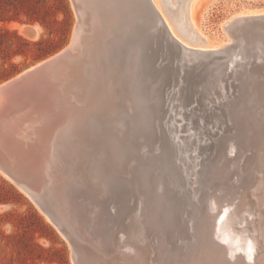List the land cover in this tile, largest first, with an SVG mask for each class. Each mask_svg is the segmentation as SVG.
<instances>
[{
	"label": "water",
	"instance_id": "obj_1",
	"mask_svg": "<svg viewBox=\"0 0 264 264\" xmlns=\"http://www.w3.org/2000/svg\"><path fill=\"white\" fill-rule=\"evenodd\" d=\"M70 2L76 22L68 44L0 83V171L26 191L64 235L74 264H264L260 245L264 241L258 232L254 234L259 240L247 249L252 255L244 256L241 249L229 251L216 234L218 210L209 200L212 191L186 202L187 210L181 192L165 184V172L156 177L165 206L158 209L154 202L160 194L150 191L137 204L144 214L138 217L141 224L132 222L136 215L125 221L129 207L137 202L132 190L144 188L142 183L149 184L153 176L145 168L149 164L145 156L135 170L139 182L118 172L124 158L143 143L151 148L159 141L161 147L181 151V142L171 135L182 124L166 115L170 102L178 100L187 111L184 130L202 135L206 142L199 150V161L208 166L205 182L225 143L221 163L230 161L240 172L230 183H213L223 185L215 201L224 193L228 196L220 203L232 197L236 205L243 197L249 201L242 176L250 179L253 163L264 158L263 146L251 147L264 143V13L237 24L235 34L242 40L231 42L234 55L228 62L212 49H201L198 56L186 59L181 53L185 49L169 35L151 1L131 0V11L139 12L143 5L148 13L141 11L122 35L107 41L108 54H121L120 60L106 57L98 77L92 73L97 56L85 40L91 11L85 0ZM24 31L35 34L32 26ZM130 37L136 38L135 44ZM168 44L178 53L168 54ZM98 87L103 103L88 114L85 110ZM110 100L112 108L105 109ZM65 106L73 117L79 116L78 122H57ZM229 134H233L230 140ZM240 148L244 153L235 160L232 155ZM245 154L251 164L244 165ZM164 155L160 159L166 169L176 170L171 155ZM244 205L256 212L249 203ZM93 206L97 209L91 214ZM244 214L248 222L257 220L255 214Z\"/></svg>",
	"mask_w": 264,
	"mask_h": 264
},
{
	"label": "rangeland",
	"instance_id": "obj_2",
	"mask_svg": "<svg viewBox=\"0 0 264 264\" xmlns=\"http://www.w3.org/2000/svg\"><path fill=\"white\" fill-rule=\"evenodd\" d=\"M182 1L177 2V0H172L171 2L170 0V4L172 6L174 5L177 10L182 3L187 2L186 0ZM187 6L188 20H190L199 34L207 38L212 44L224 43L230 39L224 27L227 25L228 21L232 20L231 18L247 12L249 14L264 12V0H189ZM164 10L163 12L166 18L174 28L172 18L169 16V13H166L167 10ZM2 16L13 18L6 22L0 20V28L7 27L15 30L22 40L14 35L8 37V42L4 48H6L8 52L18 48L21 52L13 55L10 54L9 58L6 60H2L0 57V77H6L0 80V83L65 47L72 36L73 27L76 22V14L70 0H0V17ZM27 26H32L36 35L30 36L26 34L24 30ZM174 30L176 31L175 28ZM196 30L194 29L195 32H197ZM176 32L179 34L178 31ZM180 36L182 37V35ZM39 40L43 41L39 43ZM189 44L194 45V47L199 46L191 42H189ZM50 45L56 46L53 52L45 56H37L41 51L40 49H45L50 47ZM239 76L236 77V81L240 80L241 76ZM172 103H174L173 106ZM170 106L169 108L171 110L168 108L166 115L170 113L171 120L172 118H176L175 123L177 125L182 124V127H177V129L180 130L171 135L172 139H176L179 144L181 142V151L178 149L174 152L172 149L161 147L159 141L157 143L155 141L151 148L143 143L141 146L143 147L145 145V149L147 147L148 150H146L148 154L145 152L149 159L147 160L149 162L146 161L149 163V166L146 165L145 167L146 170L150 172V175L153 173L156 174V177L164 174L163 172H165L166 175L171 174L173 169H166L164 162L161 160L163 159V153H165V155H171L170 159L175 162V167H177L176 170L179 169V176L176 180L178 181L177 183H182L185 178L184 175H186L188 179L186 184L182 183L183 188H178V190H180L179 192L184 196L182 197L184 205L186 202L191 203L192 200L199 195L208 194L210 190L212 191V196L217 195V188L223 185L219 183L218 187H215L213 185L214 182L224 181L223 183H230L238 175L235 173L237 170L232 168V163L230 161L221 163L224 160L223 153L227 150L224 148L226 143L223 146L224 152H218L215 164L211 165V171L209 173L210 179L205 182L208 166L206 167V165L199 161L201 158L199 150L202 149V145H205L206 142H203L202 135L189 133L190 129L188 131L184 130L183 127H185L186 122H188L187 116L185 115L187 111L185 112L184 108H181L178 100L170 102ZM181 113H183L186 119L183 118L184 116ZM139 136L143 138L147 135L140 134ZM228 136L230 137H227V139L230 140L233 134H229ZM189 140H193V143H188ZM226 142L228 143L229 141L226 140ZM187 143L189 145L191 144V148L186 149L188 146ZM253 145L254 144H252L251 147L254 149L256 145L254 147ZM152 153L153 155H151ZM242 153H244V149L240 148V150L236 151L232 156H234L236 160L238 157L240 158ZM134 154H137L136 150L129 156V161H132L135 156ZM228 154L227 152L226 155L228 156ZM188 160L189 162H187ZM123 161L125 162L127 159L124 158ZM225 163L227 165L224 166ZM121 165L122 163L119 164V167H121ZM176 170L174 169L173 172ZM262 171L264 172V162L262 163L256 160L253 163L250 181L247 182L248 184H242L241 186L248 190H252ZM92 174H95V172L92 171ZM140 176H142V174ZM159 185L160 183L156 179L153 186H149L147 183L143 186H148L149 192L155 191V193H158L160 190ZM224 194L220 195V198L217 197L218 201L228 196V194ZM148 195V193L145 194V196ZM159 197H161V199H159ZM159 197L157 196L154 203L158 209L159 207L165 206L163 194H160ZM231 199L232 198L229 200ZM235 201L236 199H234V202ZM184 207L188 210V206L185 205ZM253 207L255 208V206ZM96 209V206L91 207V214L96 211ZM248 217H250V215ZM260 245L264 246L262 242H260ZM0 264H74L71 258L70 246L60 231H58L55 225L46 217L38 205L1 171Z\"/></svg>",
	"mask_w": 264,
	"mask_h": 264
},
{
	"label": "bare ground",
	"instance_id": "obj_3",
	"mask_svg": "<svg viewBox=\"0 0 264 264\" xmlns=\"http://www.w3.org/2000/svg\"><path fill=\"white\" fill-rule=\"evenodd\" d=\"M140 1L141 0H138L139 3H140ZM150 1H151V4L153 5V7H155V9H156V11L160 17V21L163 22V24H164L165 28L167 29V32L169 33V35L172 38H174L178 43H180V45L183 47V49H185V50H181V53L184 54V58H186V59L189 58L190 54H191L190 57L198 56V54L202 53L201 49L207 48V49H212L211 52L213 54H215V53L224 54L225 55L224 60H225V62L226 61L228 62L230 60L229 58H232L234 55V51H233L234 47L230 46L231 42L232 43H235V41L237 42L236 39H239L240 41L242 40V35L237 37L235 34L238 31V25L237 24L241 21L246 20V19L254 18V16L256 14H261V13L249 14L247 12V13H242V15L235 16L234 18H231L232 20L228 21L227 25H225V27H224L226 34L228 35V37L230 39L224 43L221 42V43H217V44H212L207 38L202 37L199 34V32L196 30V28L193 27L190 20H188L187 3L189 2V0H186L187 2L182 3V5H180L177 10H176V7H174V5L172 6L170 4V0H161L162 6L165 8V10L161 6L160 0H150ZM180 1H182V0H177V2H180ZM171 2H172V0H171ZM84 4L91 11V20H92L91 24H90V27H91L90 31H88L89 33L86 34L85 40L89 44V46L91 47L93 55L97 56L94 59L96 64H95V66H93L94 68L92 70L93 71L92 73L95 75L98 74V77H100L101 73L103 71L102 70V67H103L102 63H105V64L107 63L106 57H109V59H114L118 63L120 60L119 57L121 55V54L120 55L116 54V52L114 53L113 47H112V52L114 54H112V56H110L108 54L109 49L106 47L107 41H109V40L111 41V40L115 39L118 35H122V33H124L123 31L125 30V26L136 22L137 16L140 13L143 12L144 14H147L148 12L143 11L144 10L143 5L140 7L139 12L136 11L134 13V11H131L133 8V7H131V0H85ZM99 4L101 6H98ZM135 5H136V8L137 7L139 8V6H138L139 4L137 2L135 3ZM96 8H98V10H95ZM163 10L164 11L167 10L166 13H169V16L172 18L174 28L185 39L182 38L179 34H177V32L174 30V28L172 27V25L170 24V22L166 18ZM262 13H264V12H262ZM144 16H145V18L147 17L146 15H144ZM152 21L154 23L153 18H152ZM258 23L259 22L256 21V25ZM194 29L197 32H195ZM135 37L128 38L129 41L132 42L131 43L132 45L135 44V40H136ZM189 42L195 43L196 45H199L198 46L199 48L194 47V45L189 44ZM116 46H115V51H116ZM229 47H231L232 50H230ZM123 50L125 51V46H124ZM189 50L192 52L191 53L188 52ZM167 53L170 55H175L178 52L176 49H173L172 45L168 44V52ZM96 59L100 60V62H97ZM36 64H38V63H36ZM33 66H31V67H33ZM31 67H29V68H31ZM98 89H99V87H98ZM97 93L98 94H96L94 96V98L92 96L91 99L89 100V102H92V104H91V107H89L85 110V112H87L88 114H92L95 111L96 107L99 108L101 106V102L103 103L102 90L101 89L97 90ZM111 104H112V101L108 105L106 104L107 106L105 109H111L112 108V107H110ZM60 111H61V109H60ZM77 117H79V116L75 115L73 117L72 110L69 111V108L66 107V112H63V115L57 119V122L62 123L65 120H67L68 122L76 120V122H78L79 120L77 121V119H76ZM83 117L84 116H82V119H83ZM188 143H193V140H191V141L189 140ZM254 146L255 145H253V147ZM262 146L264 149V143H258V144H256L255 149L260 150V148ZM189 148H191V144L190 145L188 144V146L186 147V149H189ZM224 148H227V146H224ZM146 150H147V147L145 149V145L143 147L140 146L139 148H137V154H134L135 156L133 157L132 161L131 160L129 161L128 160L129 158H128L127 161H129V162H127V161H126L127 163L124 161L122 162V165L120 167L121 171H119V174L121 176H128L129 178L135 179L136 178L135 177V170L137 169L136 166L138 164L142 163L141 162L142 159L145 160L147 158L146 155L148 154L147 153L148 150L147 151ZM145 152L147 154H145ZM256 152L257 151H255V153ZM246 154H247V152H246ZM246 154H245L246 160H244V165L247 163L251 164V162H249V160L247 159L248 157L246 156ZM141 156H143V157H141ZM144 156H145V159H144ZM230 160H232V158ZM261 162L262 163L264 162V158H262ZM252 168H253V166L251 167V172H252ZM172 173H173V171L171 172V174L167 175L168 179H165L164 182H165V184H168V186L173 188V190L179 192L180 190H178V188L179 187L183 188L182 183L186 184V181L188 179L186 178V175H184V177H185L184 180L182 181V183H180L181 182L180 181L179 182L180 184H178L177 183L178 181H176V180L178 178L177 176H179V175L178 174L174 175ZM235 173L238 174L240 172H239V170H237ZM251 174L252 173H250V175ZM4 175L7 176L6 174H4ZM170 175H171V177H170ZM152 176H153L152 179L149 180L150 181L149 186H150V183H151V185H153V183H154L153 181L156 180L157 175L153 173ZM242 177L244 178V181L242 182V184L243 185L248 184L247 182H249L250 179L249 178L246 179V177H249V176H242ZM8 178L10 179V177H8ZM136 180H137V178H136ZM137 184H139L138 186H141L140 183H137ZM143 184L144 183H142V186H143ZM19 188L21 190H23L21 187H19ZM220 189L221 188H217L218 191ZM244 190H248V189L245 188ZM132 191L134 193H136L135 196L137 198V202H136L134 207H131V206H130L131 208L129 207V209H128L129 211L127 212V217H126L125 221H128L130 219L129 217H131L132 215H136L135 218L132 219L133 221L132 220L131 221L133 223L139 221L141 224V219L138 217L141 215H144V214H143V212L139 211L140 209H139V207L137 208V204H139L142 201V199L145 198L144 196L146 193H149L148 186L146 188L144 187V191H143V188L142 189L138 188V191H136V190H132ZM24 192L30 197V195L26 191H24ZM244 194H245V192H244ZM216 196L217 195H215V196L211 195V197L209 198L210 202H212L211 204H213L212 207H215V209L218 210L215 214V219H217L216 234L226 243L229 251L234 253L235 251H238L239 249H241L244 252V256L248 257V256L252 255V252H248L247 249L249 248V246H251V244H252V247H254V245H255L254 239H257V241L259 240L258 239L259 237L256 238L254 231L258 232L260 237L264 241V172L262 171V173L258 176L257 181H256L253 189L249 191V201L246 200L245 197H243V201L238 202V205H236V202H234L235 197H232L231 200H228L225 203H220L218 200L215 201ZM131 197H132V193H131ZM248 203L251 206V208L253 206H255V208L254 207L253 208H254V210H256V212L251 211L249 208H244L245 207L244 204L248 205ZM244 212L251 213V216L255 214L257 216V220L256 221L250 220V222H248L246 220V216H245ZM131 232L133 233L134 236L137 234L139 237L140 236L143 237V233L138 232L139 233L138 234V233H135L133 230H131ZM62 236L64 237V235H62ZM129 252H130V254H132L133 251L131 250ZM135 253H136L135 256L138 257V252H135ZM256 254L258 255V253H256Z\"/></svg>",
	"mask_w": 264,
	"mask_h": 264
},
{
	"label": "trees",
	"instance_id": "obj_4",
	"mask_svg": "<svg viewBox=\"0 0 264 264\" xmlns=\"http://www.w3.org/2000/svg\"><path fill=\"white\" fill-rule=\"evenodd\" d=\"M13 17H9V16H2L0 17V20L2 22H6L9 21L10 19H12ZM52 32V31H50ZM10 35H14L15 37H17L18 39L22 40V38L16 33L15 30L13 29H9L7 27H2L0 28V57L2 60H6L9 58L10 54H16L21 52L20 49H12L10 52L7 51L6 48H4V46H6L7 42H8V37ZM43 40H39L38 42L41 43ZM48 41V40H47ZM36 42V43H38ZM50 42V41H49ZM56 46L55 45H50V47H47L45 49H40V53L37 56H45L51 52H53L55 50ZM6 77H0V80L5 79Z\"/></svg>",
	"mask_w": 264,
	"mask_h": 264
}]
</instances>
